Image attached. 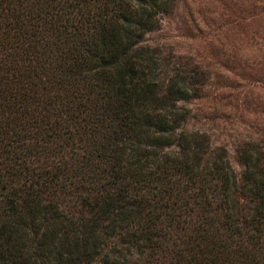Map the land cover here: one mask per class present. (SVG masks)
I'll use <instances>...</instances> for the list:
<instances>
[{
	"label": "trees",
	"instance_id": "16d2710c",
	"mask_svg": "<svg viewBox=\"0 0 264 264\" xmlns=\"http://www.w3.org/2000/svg\"><path fill=\"white\" fill-rule=\"evenodd\" d=\"M174 1L0 0V264H264L263 145L237 177L144 42Z\"/></svg>",
	"mask_w": 264,
	"mask_h": 264
},
{
	"label": "rangeland",
	"instance_id": "374dc122",
	"mask_svg": "<svg viewBox=\"0 0 264 264\" xmlns=\"http://www.w3.org/2000/svg\"><path fill=\"white\" fill-rule=\"evenodd\" d=\"M159 21L144 42L159 48L162 68L196 65L205 74L199 94L180 101L190 110L184 126L225 149L240 176L239 147L246 141L264 147V0H175ZM83 29L82 36L91 34L87 23ZM74 60L54 59L61 67Z\"/></svg>",
	"mask_w": 264,
	"mask_h": 264
}]
</instances>
